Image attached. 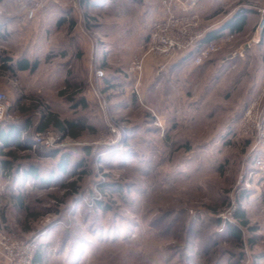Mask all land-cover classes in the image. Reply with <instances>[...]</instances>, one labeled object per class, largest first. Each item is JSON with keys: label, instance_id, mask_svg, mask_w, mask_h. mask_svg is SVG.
<instances>
[{"label": "rangeland", "instance_id": "obj_1", "mask_svg": "<svg viewBox=\"0 0 264 264\" xmlns=\"http://www.w3.org/2000/svg\"><path fill=\"white\" fill-rule=\"evenodd\" d=\"M91 1L47 0L30 19L0 0V90L32 145L0 143V161L15 151L13 170L0 168V230L35 240L42 264H264V178L236 124L264 73V39L199 66L143 57L153 21L143 0ZM20 61L29 69L3 68ZM51 114L85 129L39 132ZM31 167L39 179L21 175Z\"/></svg>", "mask_w": 264, "mask_h": 264}, {"label": "built area", "instance_id": "obj_2", "mask_svg": "<svg viewBox=\"0 0 264 264\" xmlns=\"http://www.w3.org/2000/svg\"><path fill=\"white\" fill-rule=\"evenodd\" d=\"M24 8L25 17L33 18L35 13L45 6L47 0H12ZM180 0H163L166 15L163 19L151 24L147 38L142 46L144 56L153 54L164 58H172L192 52L193 65L199 66L220 53L225 44L229 43L233 36L221 37L218 41L203 42L206 30L201 29V19L190 12L179 15L174 7ZM256 12L264 20V7H255ZM264 29V24H259ZM141 60V59H140ZM134 62L132 71H142V60ZM97 78L103 76L100 70L95 71ZM140 82V76L137 78ZM11 102L8 94L0 90V123L12 121L10 112ZM239 135L243 140L250 141L254 152L255 173L264 178V84L246 107L242 115L236 121ZM116 130H113V135ZM117 135V134H116ZM119 135V134H118ZM41 133H38V143L44 142ZM36 250L35 240H20L0 230V257L6 264H33V256Z\"/></svg>", "mask_w": 264, "mask_h": 264}, {"label": "crops", "instance_id": "obj_3", "mask_svg": "<svg viewBox=\"0 0 264 264\" xmlns=\"http://www.w3.org/2000/svg\"><path fill=\"white\" fill-rule=\"evenodd\" d=\"M221 4H225V0H192L191 2L190 0H180V3L175 5L174 11L179 15L185 14L186 12L194 13L198 15L200 19H203L206 33L210 36L207 42L218 41L224 36H233V39L224 45L222 49L223 52H229V50L233 48V53L239 51L240 55H242L245 49H256L257 44L261 43L264 39V29L259 27L260 23L261 25L264 24V20H261L260 15L254 8L264 7V0H248V4H241L237 10L227 15H222V13L219 12ZM141 5L142 7H146L144 12L148 13V17L153 20L152 23L164 18L162 0L160 2H157V0H143L141 1ZM242 9L245 10V12L243 15L238 16V19L242 17L244 23L242 27L238 29L232 23L237 18V12ZM184 58L192 63V52H186ZM263 84L264 73L261 74L256 83L252 84L253 89L250 91L252 95L248 104H250L260 92Z\"/></svg>", "mask_w": 264, "mask_h": 264}, {"label": "trees", "instance_id": "obj_4", "mask_svg": "<svg viewBox=\"0 0 264 264\" xmlns=\"http://www.w3.org/2000/svg\"><path fill=\"white\" fill-rule=\"evenodd\" d=\"M84 3H86L88 7L94 5V4H92L91 0H84ZM244 12H245V10H243V9L238 11L237 15H236V17H237L236 20L233 21V23L231 22L238 29L240 27H242V24L244 23V19L242 17H240L238 19V16L243 15ZM209 37H210L209 34L206 33V35L203 39V42H207V39ZM185 58H187V57H185ZM6 60L11 61L9 59V57H7ZM3 68L8 69V70H13V69L14 70L15 69L27 70V69H29V65L25 61H23V62L20 61L16 64H12V63H10L9 65L4 64ZM62 94H66V91L65 92L63 91ZM69 98L71 99L72 97L69 96ZM242 113H241V115H242ZM50 124L57 125V127L59 129L63 130L66 133H69V135H71L73 138L78 137L79 133L85 129L84 121L81 119H65L62 122H59L58 120H56V116H54L52 114L48 116L47 123L39 126L37 129L39 132H43L46 130L47 127H49ZM22 125L17 124L15 120L13 122L7 121V122H1L0 123V143L3 145V148L11 149V147H18L20 149H23V148H25L27 150L32 149V145L27 144V140H26V138H28V140L30 138V134H29L30 122L26 123L24 126H22ZM20 127H22V128H20ZM14 152H15L14 150H8L7 152L4 153V156L9 157V159L8 158L1 159L0 168L2 170H6V171H12L13 170L14 162L12 160H10V158L15 156ZM62 160H63V165L61 167V170L65 171L67 168L66 164H68V162H69V158L65 157ZM18 170H19V167H18ZM38 172H39V169H37L36 167H31V168H28L26 170H23V173L21 175L24 178L31 176L34 179H39ZM13 197L15 199H17L21 205L24 204L23 203L24 199L22 196H20L19 193L17 195H14ZM235 216L237 218H240V219L245 217L244 212L241 210H239L235 214ZM230 230H231V233L237 238V240H241V231L239 230V228L232 226ZM41 250H42V246L37 247L36 252L33 256V264H42L43 254L41 255Z\"/></svg>", "mask_w": 264, "mask_h": 264}]
</instances>
